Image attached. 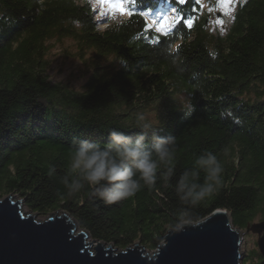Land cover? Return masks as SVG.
Returning a JSON list of instances; mask_svg holds the SVG:
<instances>
[{
	"label": "trees",
	"instance_id": "1",
	"mask_svg": "<svg viewBox=\"0 0 264 264\" xmlns=\"http://www.w3.org/2000/svg\"><path fill=\"white\" fill-rule=\"evenodd\" d=\"M172 1L183 4L182 21L159 34L133 11L100 30L87 0H0V198L17 196L39 217L64 212L117 249L154 250L188 207L178 180L188 172L192 182L195 171L203 183L195 160L210 151L225 171L215 193L189 209L196 222L216 209L238 229L264 219V0L238 3L224 34L207 29L197 0ZM67 38L85 75L78 89L47 75L50 42ZM180 93L193 106L188 117ZM149 110L160 122L143 133L149 147L153 135L175 138L172 164L158 162L155 183L140 180L135 196L114 204L87 184L70 196L63 178H76L68 165L79 141L103 146L112 130L135 138V118ZM240 264L264 259L250 249Z\"/></svg>",
	"mask_w": 264,
	"mask_h": 264
},
{
	"label": "water",
	"instance_id": "2",
	"mask_svg": "<svg viewBox=\"0 0 264 264\" xmlns=\"http://www.w3.org/2000/svg\"><path fill=\"white\" fill-rule=\"evenodd\" d=\"M0 198V264H240V237L225 211L216 209L194 225L168 229L151 253L136 243L124 249L92 240L59 211L37 221L19 200ZM264 259V219L247 223Z\"/></svg>",
	"mask_w": 264,
	"mask_h": 264
},
{
	"label": "clouds",
	"instance_id": "3",
	"mask_svg": "<svg viewBox=\"0 0 264 264\" xmlns=\"http://www.w3.org/2000/svg\"><path fill=\"white\" fill-rule=\"evenodd\" d=\"M148 11L153 10L149 8ZM145 28H147L146 23ZM149 29L155 31L153 28L149 27ZM174 99L179 103L184 116L188 117L193 111L191 102L179 94H176ZM159 124L157 119L149 120L141 114L135 118L133 125L134 128L141 130V134L136 135L135 138L112 130L109 131V139L103 146L80 140L78 146L71 150L68 165L69 176L75 174L76 178L72 179L71 183L68 176L63 178L68 194L75 195L84 184H87L97 198L106 204H114L135 196L140 190V180L147 185L154 184L158 162L172 164L173 150L169 145L175 143L174 137L153 135L149 147L143 133L151 131ZM195 165L204 171V181L195 182L199 179V174L195 171L191 174L192 182H189L188 172L181 175L176 185V192L180 202L188 207L180 210L175 222L170 225L172 230H181L185 226L194 225L196 218L189 209L195 208L203 200L211 197L222 183L225 169L216 154L205 151L203 156L196 158ZM172 171L173 168L169 166L167 174L170 176Z\"/></svg>",
	"mask_w": 264,
	"mask_h": 264
},
{
	"label": "rangeland",
	"instance_id": "4",
	"mask_svg": "<svg viewBox=\"0 0 264 264\" xmlns=\"http://www.w3.org/2000/svg\"><path fill=\"white\" fill-rule=\"evenodd\" d=\"M76 1L80 2L81 0ZM242 1L244 0H200L199 9L201 15L205 16V24L207 29L212 33L224 34L227 30V27H229V25L233 22V15L237 4ZM88 3L90 4L92 10L93 20L96 23L97 28L100 30L104 29L112 21H117L121 18L127 17L126 12L124 10L121 11V7H123L125 0H88ZM159 16L161 18L159 21H157V18ZM144 18L147 28L150 27L157 32H162L166 27H164V21L162 23L161 21L165 20L169 25H172L173 23H175L174 21L178 18V15L173 11V9H169L165 12H158L157 10H155L146 14ZM158 23H161L162 28L157 25ZM74 52V44L69 38L50 42L46 60L48 64L47 75L51 82L66 83L76 89L80 87L81 83L85 80V75L80 70L82 66L81 62L74 57ZM179 95L187 98L185 94L180 93ZM144 116L149 120L156 119V114L153 110H149L145 113ZM11 196L12 200H19V206L22 212L27 214L29 211L25 209L23 201L17 196ZM47 216L39 217L38 215H36L35 218L37 221H42ZM227 217L229 219V223L233 227L228 214ZM71 220L75 223L72 218ZM259 220V216H257L249 223L257 222ZM235 229H237L240 237L239 252L241 256V262L244 259L246 251H249L250 249L257 250V236L255 234H252L250 231H246L245 229ZM89 240L92 241L90 236L87 234L86 241ZM136 243L139 244V242H134L129 247L133 246ZM111 246L112 248L114 247L113 244ZM154 250L146 249V251L149 253Z\"/></svg>",
	"mask_w": 264,
	"mask_h": 264
},
{
	"label": "bare ground",
	"instance_id": "5",
	"mask_svg": "<svg viewBox=\"0 0 264 264\" xmlns=\"http://www.w3.org/2000/svg\"><path fill=\"white\" fill-rule=\"evenodd\" d=\"M162 22H163V21H162ZM162 22H161V23H162ZM165 22H166V21H165ZM164 26L167 27V28H169V27H168V26H169L168 23H167V24H164ZM13 201H14V200H13ZM70 219H71V218H70ZM85 234H86V236H87V233H85ZM86 240H87V237H86ZM89 241H90V240H89Z\"/></svg>",
	"mask_w": 264,
	"mask_h": 264
},
{
	"label": "snow or ice",
	"instance_id": "6",
	"mask_svg": "<svg viewBox=\"0 0 264 264\" xmlns=\"http://www.w3.org/2000/svg\"><path fill=\"white\" fill-rule=\"evenodd\" d=\"M123 9H122V7H121V11H122Z\"/></svg>",
	"mask_w": 264,
	"mask_h": 264
}]
</instances>
